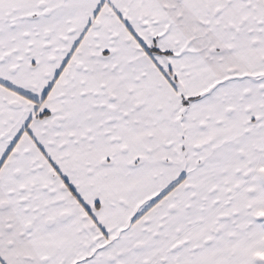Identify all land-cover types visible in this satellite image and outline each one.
Here are the masks:
<instances>
[{
    "label": "snow or ice",
    "instance_id": "obj_1",
    "mask_svg": "<svg viewBox=\"0 0 264 264\" xmlns=\"http://www.w3.org/2000/svg\"><path fill=\"white\" fill-rule=\"evenodd\" d=\"M0 264H264V0H0Z\"/></svg>",
    "mask_w": 264,
    "mask_h": 264
}]
</instances>
